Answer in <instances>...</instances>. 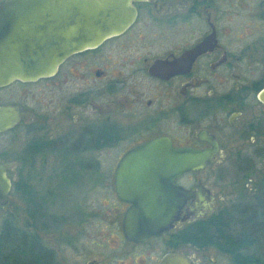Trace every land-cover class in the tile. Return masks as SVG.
Masks as SVG:
<instances>
[{
  "label": "flooded vegetation",
  "instance_id": "obj_1",
  "mask_svg": "<svg viewBox=\"0 0 264 264\" xmlns=\"http://www.w3.org/2000/svg\"><path fill=\"white\" fill-rule=\"evenodd\" d=\"M132 6L136 17L125 31L73 53L53 74L0 84V108H15V121L0 131V165L11 180L0 207L15 186L32 220L25 226L10 221L35 231L47 246L41 231L55 232L67 218L85 226L94 217L97 239L88 241L108 251L122 243L135 264H159L170 252L215 263L217 254L231 255L225 248L232 236L248 252L256 236L241 233L238 216L256 218L263 207L264 0H133ZM159 138L202 152V159L178 176L147 170L161 165L151 160L124 161ZM124 165L148 175L122 176ZM121 178L168 202L172 207L160 214L174 217L172 227L128 238V211L148 201L122 198ZM89 183L105 202L90 212L80 206L71 216L50 212L53 196L66 198L72 187ZM253 191L255 203L243 205Z\"/></svg>",
  "mask_w": 264,
  "mask_h": 264
},
{
  "label": "water",
  "instance_id": "obj_2",
  "mask_svg": "<svg viewBox=\"0 0 264 264\" xmlns=\"http://www.w3.org/2000/svg\"><path fill=\"white\" fill-rule=\"evenodd\" d=\"M133 0H5L0 5V84L14 79L31 81L53 74L58 66L75 52L99 46L107 38L125 31L136 17ZM13 107L0 108V131L13 124L10 112ZM8 117H5V112ZM151 160L161 163L147 170H160L162 175L178 176L194 169V161L202 159V152L192 149H175L167 138L153 140L141 149L124 157V161ZM122 176H147L133 172L131 166H122ZM170 186V182L159 185ZM143 184L118 180L122 198L131 195L135 203L128 211L125 232L128 238L139 241L172 227L173 216L160 214L172 206L154 198L153 191L139 189ZM147 183L146 186H154ZM11 180L0 165V203L7 201ZM180 192V188H178ZM170 196V194L168 195ZM137 208L149 211L137 214ZM161 208V209H160ZM157 212V213H152ZM87 264H95L93 261ZM159 264H204L189 256L170 252Z\"/></svg>",
  "mask_w": 264,
  "mask_h": 264
},
{
  "label": "rangeland",
  "instance_id": "obj_3",
  "mask_svg": "<svg viewBox=\"0 0 264 264\" xmlns=\"http://www.w3.org/2000/svg\"><path fill=\"white\" fill-rule=\"evenodd\" d=\"M15 174L16 173L14 170L12 171V173H10V175L12 176H15ZM50 184V186H53L54 184L55 186L57 185V183ZM90 186H92L91 183L87 184L86 189L72 187L71 195L66 198H64L63 196H53L50 200V212L58 213L59 215L64 216H71V214H73V209L76 210V208H80V206L87 207V210H89V212L92 211L93 209H95V205L99 204L101 200L105 202L106 198H104L103 196V199H99L102 193L98 190L97 194H95V191L92 192L90 190ZM263 192L264 179L262 190H259L258 193H260L261 195ZM83 193L87 194L86 198ZM252 194L253 196L250 195V197H248L249 194H247L244 201L242 199L243 205H247L249 203L253 205V203H255V191H253ZM259 200H261L263 203V207L261 206L263 209L261 208V210L259 211L264 212V193L260 196ZM232 201L234 202L235 200ZM29 211L30 209L27 201L24 200L21 193L14 186L8 203L5 206L0 207V223L2 222L3 218L6 217L7 220H12L18 225L25 226L28 222V219L32 220L29 215ZM69 220L70 221H68L67 218V220L63 223V226L55 232L41 231V235L44 241L50 247L56 250L60 264H87L88 261L95 257L102 260L105 264H135L133 257H130L129 259V257L127 256V253L130 251V247L122 243L118 245L117 249L108 251L106 249L96 247L88 241L97 239L96 229L94 230L92 228V223L93 226H96V220L94 219V217L90 218L89 222L91 223H86L85 226L81 225L80 227L82 228L76 226L78 224L76 222L77 219L69 218ZM80 236H82L84 240H82V237ZM84 241H86V243ZM255 242H257V245L259 243L261 246L262 239L256 238ZM257 245L253 246V248L250 249V252L257 253L258 251L259 253H263L261 249L255 248L257 247ZM216 259L217 261L215 263L209 264H235L231 255L220 253L217 254ZM136 260L139 261L140 258H137Z\"/></svg>",
  "mask_w": 264,
  "mask_h": 264
},
{
  "label": "trees",
  "instance_id": "obj_4",
  "mask_svg": "<svg viewBox=\"0 0 264 264\" xmlns=\"http://www.w3.org/2000/svg\"><path fill=\"white\" fill-rule=\"evenodd\" d=\"M238 217L242 218L243 223L241 233L262 239L261 246L255 241L247 246L251 249L257 245L255 248L263 253L244 252L239 243L242 238L234 236L231 246L225 250L231 254L235 264H264V212L256 218L248 215ZM0 264H60V261L56 250L47 246L35 231L21 229L7 220L0 232Z\"/></svg>",
  "mask_w": 264,
  "mask_h": 264
}]
</instances>
